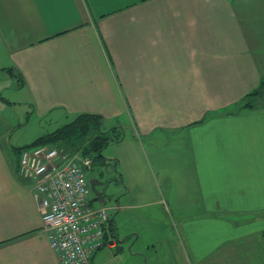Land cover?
I'll return each mask as SVG.
<instances>
[{
    "label": "crops",
    "instance_id": "0c3cea01",
    "mask_svg": "<svg viewBox=\"0 0 264 264\" xmlns=\"http://www.w3.org/2000/svg\"><path fill=\"white\" fill-rule=\"evenodd\" d=\"M261 17L249 0H0V88L20 89L40 115H128L132 138L152 145L156 202L189 263L251 264L264 231V103L241 102L264 82ZM6 141L0 131V264H59Z\"/></svg>",
    "mask_w": 264,
    "mask_h": 264
},
{
    "label": "rangeland",
    "instance_id": "374dc122",
    "mask_svg": "<svg viewBox=\"0 0 264 264\" xmlns=\"http://www.w3.org/2000/svg\"><path fill=\"white\" fill-rule=\"evenodd\" d=\"M249 3L256 14L264 15V0H249ZM19 90L0 88V125H3L0 131L6 135V142L17 148V152L18 148H31L38 138L63 130L73 123V117L62 115L60 111L38 114L25 103L23 92ZM87 122V131L77 124L75 128L70 127L69 133L62 134L49 144L57 150L82 152L91 165H97L92 172L84 169L86 180L96 176L101 167L105 185L109 184L106 205H113L118 210L111 212L114 219L110 224V237L105 238L103 253L96 264H190L177 222L166 213L165 205L156 202L160 192L157 178L152 174V145H145L146 139L142 137L132 138L130 118L123 113L101 115L96 122L89 119ZM97 141H100L99 145ZM153 170L156 173L154 165ZM135 179L151 183L154 189L140 193L138 187L132 188ZM161 194L166 195L163 188ZM111 241L118 246L116 251L109 249ZM263 245L260 238V243H254L253 248H249L256 253L251 264H264V259L259 256V247L264 256Z\"/></svg>",
    "mask_w": 264,
    "mask_h": 264
},
{
    "label": "built area",
    "instance_id": "2783aa9c",
    "mask_svg": "<svg viewBox=\"0 0 264 264\" xmlns=\"http://www.w3.org/2000/svg\"><path fill=\"white\" fill-rule=\"evenodd\" d=\"M18 152L19 176L32 182L42 229L59 264H91L94 253L105 245L111 216L109 208L91 206L84 172L90 171V160L78 150H57L50 144Z\"/></svg>",
    "mask_w": 264,
    "mask_h": 264
},
{
    "label": "trees",
    "instance_id": "16d2710c",
    "mask_svg": "<svg viewBox=\"0 0 264 264\" xmlns=\"http://www.w3.org/2000/svg\"><path fill=\"white\" fill-rule=\"evenodd\" d=\"M257 102H262L264 103V82H261L259 84V86L253 90L252 92L248 93L245 98L242 100L241 105L245 106V107H251L253 105H255ZM98 116H92V115H81L78 116L73 123L65 126V129L63 130H58L55 133L42 137V138H38L37 140H35L31 145H38V144H49L50 141H55L57 139H59V137L62 134L65 133H69L70 132V127L75 128V126L78 124H80L82 127V129L84 131L88 130V119L96 122V119H98ZM78 127V126H77ZM98 140V139H97ZM107 142V139L104 140V143ZM97 145H99L100 141L96 142ZM19 149V148H18ZM97 150V149H95ZM262 239H263V244H264V231L262 232Z\"/></svg>",
    "mask_w": 264,
    "mask_h": 264
},
{
    "label": "flooded vegetation",
    "instance_id": "af4514ba",
    "mask_svg": "<svg viewBox=\"0 0 264 264\" xmlns=\"http://www.w3.org/2000/svg\"><path fill=\"white\" fill-rule=\"evenodd\" d=\"M96 167H97L96 163L92 164V165H91V168H90V172H92L93 169L96 168ZM104 176H105V174H104V172H102L101 167H100V170H98V171L96 172V176L87 179V183H88V187H89V189H90V182H91V181H92V182L94 181L95 184H97L96 190H97V192H99V193L101 194V197H98V198H102L101 201H103V200H105V199L107 198V197H106V192H107L108 185H109V184H106V185H105L106 181H105ZM98 185H99V186H98ZM90 191H91V190H90ZM92 196H93V195H92ZM93 197H94V196H93ZM94 198H95V197H94Z\"/></svg>",
    "mask_w": 264,
    "mask_h": 264
},
{
    "label": "water",
    "instance_id": "95a60500",
    "mask_svg": "<svg viewBox=\"0 0 264 264\" xmlns=\"http://www.w3.org/2000/svg\"><path fill=\"white\" fill-rule=\"evenodd\" d=\"M99 186V185H98ZM96 187H97V184H95V182L93 181H91L90 182V190H91V193H92V195L94 196V197H96L95 199L96 200H102V198H98V197H101V194L99 193V192H97V190H96ZM107 199V198H106Z\"/></svg>",
    "mask_w": 264,
    "mask_h": 264
},
{
    "label": "bare ground",
    "instance_id": "6f19581e",
    "mask_svg": "<svg viewBox=\"0 0 264 264\" xmlns=\"http://www.w3.org/2000/svg\"><path fill=\"white\" fill-rule=\"evenodd\" d=\"M91 159V158H90Z\"/></svg>",
    "mask_w": 264,
    "mask_h": 264
}]
</instances>
